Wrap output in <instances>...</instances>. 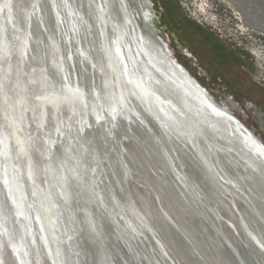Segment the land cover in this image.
Listing matches in <instances>:
<instances>
[{
  "label": "water",
  "instance_id": "water-1",
  "mask_svg": "<svg viewBox=\"0 0 264 264\" xmlns=\"http://www.w3.org/2000/svg\"><path fill=\"white\" fill-rule=\"evenodd\" d=\"M6 2L8 0H0V5ZM12 2L15 3V0ZM56 2L59 4L60 0ZM95 2L110 5L103 16L105 23L100 25L94 20H89V24L93 25L91 30L85 33L84 28L80 27L78 36L68 30L70 23L67 19L64 24L55 26L54 14L50 13L54 31L47 27V30L53 33L50 40L59 44L60 54L65 57V69L70 72L71 79L79 82L81 86L93 81L97 85L99 82L100 87L97 91H100L105 73L108 78L114 79L112 68L108 67V56L102 49L107 48L111 51L115 60L113 67H116L118 74L119 57L115 53V48L119 47L129 66L131 61L137 62L140 68L139 74L144 79H147L143 72L146 68L152 77L164 83L168 88V92L164 95L171 100L175 108L198 123L202 136L195 137V146L178 138H164L163 146H158L153 137L160 139L159 123L146 111L148 105L141 100L139 101L142 109L134 105L131 107L133 111L141 114L144 123H139L135 117L131 122L117 118L111 137L106 134L108 125L103 122L97 123L92 115L87 119L100 131H93L91 127L82 133L78 132L79 116L73 115L67 105L62 104L59 112H56L51 104L45 105L42 118L39 112L30 111L23 124H17V136L21 141L19 145L11 137V129L0 131L2 135L0 138L2 141L0 143V264H7V261L10 264H56L57 250L58 264H180L166 240L135 208L131 186H136L137 181H134L133 176L137 178L139 176L144 182L142 186L149 189L150 201L154 203L155 197L158 198L154 188L155 183L153 186L143 169H140L142 163L146 164V171L150 176L153 174L154 178H160L163 182L162 188L172 190L178 201L182 199L184 203H191L190 210L194 212L193 215L199 214L200 219L216 235L220 243L219 248L228 264H264V247H261L264 245V175L260 171L262 167L260 160L264 157L258 156L246 137H252L262 148L264 142L235 115L233 110L220 103L178 62L168 43L160 35V28L156 23L157 13L152 8L150 0H123V9L122 0H95ZM16 3L27 2L16 0ZM39 3L41 4L40 0ZM68 3L79 6L87 3V0H68ZM4 11L7 12V9ZM4 11L0 12V26L10 32L11 26L5 27L2 19ZM16 11L20 13L18 9ZM125 12L128 23L124 21ZM61 15L66 16V13L61 10ZM45 18L46 12L44 22ZM43 26L44 23L36 25L37 32L33 40L41 42L42 35L50 34ZM25 28L28 26L26 25ZM101 31L104 33L103 36L100 34ZM30 33L31 28L23 32L24 36H29ZM77 39L80 40L79 44L76 43ZM77 48L89 50V54L93 56L92 63L97 61L103 63L104 72L99 68L93 69L86 60L81 62L82 58L76 52ZM47 51L45 60L41 62L42 65L40 59L34 60L35 63L28 64L25 71H29L30 67H43L47 75L52 77L51 79L58 80L59 77L55 74L51 56ZM69 53L72 55L71 61L66 58ZM150 59L151 63H149ZM169 61L171 67L176 69L175 76L172 75ZM70 65L73 67L70 68ZM156 68L171 79L162 76ZM185 80L196 85L204 97L234 120L217 116L202 105L201 98L183 82ZM127 87L131 88L132 85ZM151 87L153 90L159 89L154 83ZM164 107L175 114L168 105ZM201 109L202 112L198 115ZM153 111H156V107H153ZM158 115L166 119L163 113ZM56 119L65 122L61 125L64 135L55 132L53 124ZM237 128L240 131H237ZM139 131L143 132L142 138L138 136ZM125 138L133 141L136 148L148 156L146 158L136 151L141 164L128 150ZM49 139L55 143L49 144ZM175 149L182 150L188 161L193 166L195 164L198 166L199 177L204 178L208 185L207 194L195 184L194 180L191 181L193 169L189 171L185 169ZM220 154L227 158L226 162L220 161ZM77 159L86 172V181L97 179L107 210L101 208L91 191L77 183ZM96 159L101 161L103 176H100L99 169L96 173L92 171L97 168ZM29 161L31 178H29ZM232 161L240 166L241 175L235 176L227 167V163L231 164ZM42 190L51 194V223H46L41 218V210L36 202L40 199L39 193ZM34 191L37 192L36 196H33ZM61 193L66 194L68 198L65 199V196L60 195ZM215 193L231 203L237 217L236 223L211 204L210 200ZM113 195L119 203V216L113 208L111 199ZM239 203L244 206L243 211H246L251 222L244 218L243 211L238 207ZM257 203L262 205V209ZM159 210L169 225L170 237L178 252L184 256L183 259H190L194 264H209L208 260L199 255L191 238L176 225L169 212L161 206ZM89 216L96 226V239L92 236L93 230L86 222ZM109 217H113L116 227L109 224ZM250 224L254 229L250 228ZM258 226L261 228L260 231ZM225 227L233 229V240L226 235ZM198 235L205 242L204 234L199 231ZM6 250L11 252L8 260L5 258ZM183 263L186 264V260Z\"/></svg>",
  "mask_w": 264,
  "mask_h": 264
},
{
  "label": "snow or ice",
  "instance_id": "snow-or-ice-1",
  "mask_svg": "<svg viewBox=\"0 0 264 264\" xmlns=\"http://www.w3.org/2000/svg\"><path fill=\"white\" fill-rule=\"evenodd\" d=\"M110 5L107 3H96L95 0H87V3L82 5H76L75 3L69 4L68 0H60L58 4L56 0H49L48 9L50 13L54 14V25L60 26L65 23L67 19L70 23L69 31L76 34L80 33V27H83L85 33L89 32L93 27L89 24V20H94L100 25L105 23L103 16L106 9ZM16 8L21 14V25H27L28 28L23 29L27 32L31 27V21L33 15H35L38 23H44L45 9L39 3V0L35 3H18L14 4L12 0L0 5V12L7 9V22L11 25V31L0 27V131L4 129H11L10 135L16 140L19 145L21 141L17 136V124H23L26 115L31 111L32 113L39 112L41 118L44 115L45 105L51 104L56 112H59L61 105H67L73 115H78V129L77 131L82 133L85 129L91 128L92 125L89 123L87 117L92 115L95 117L97 123L103 122L108 125L106 129L107 136H113V130L116 127L117 118L126 119L131 122L132 118L139 123H144V119L141 117L139 112L133 111L130 101L139 99L143 101L148 107L146 111L152 115L159 123L160 139L155 136L153 139L156 141L158 146H163L164 138L173 139L178 138L187 141L195 146V137L202 136V130L200 129L197 122L192 118L188 117L180 109L175 108L171 100L168 99L164 94L168 92V88L164 85L161 80H157L147 72L144 68L143 72L147 76L144 79L140 74V68L136 61H131V66L125 62L124 55L121 54L119 47L115 48V53L119 57V73L116 74L117 69L113 67L115 60L112 57L111 51L107 48L102 49L108 56L109 64L108 67L112 68L114 79L108 78L105 73L103 87L100 91H97L96 86L93 82L88 85L81 86L79 82L71 79V74L65 69V57L60 54V46L57 42L52 41L51 44V64L55 69V74L59 77L58 80L51 79L46 69L43 67L32 68L29 71H25L22 67L24 63H30L32 59H39V56L29 57V44L27 36L20 34L22 29L17 28L16 22L13 20V9ZM31 9V11H29ZM83 9V14H81ZM123 9V0H122ZM61 10L66 13V16L61 15ZM88 17V19H85ZM125 23H128L127 13L124 16ZM47 31V29H45ZM100 31V29H98ZM102 36L104 33L101 31ZM51 39V37H49ZM76 43L79 44L80 40L77 39ZM163 46H161L162 48ZM159 51V50H158ZM76 52L79 57L88 61L93 69L99 68L101 72H104L105 65L99 61L92 63L93 56L89 54V50L77 48ZM67 60H72V55H67ZM131 60V56H129ZM151 63V59L149 60ZM170 64V61L168 62ZM7 65V68H5ZM73 67L72 65L69 66ZM153 67L156 66L153 64ZM172 75H176V69L171 67ZM157 72H160L162 76L167 79V74L161 72L159 68H156ZM27 82V87H25ZM184 83L188 84V87L201 98V103L207 109L211 110L212 113L217 116L226 117L229 120H234L233 117L228 116L227 113L221 111L213 103H211L196 85L185 80ZM159 86L158 91L153 90L151 84ZM119 85V87H118ZM132 85L131 88L127 87ZM87 89V90H86ZM159 92V94H158ZM164 105H168L172 111H167ZM153 107H156V111H153ZM202 112V109L198 111V115ZM158 113H163L166 119H162ZM65 122L62 119H56L53 128L58 135H64V131L61 125ZM70 131V126H69ZM237 131H240L237 128ZM251 142L252 147L255 149L259 157H264V148L259 147L252 137H246ZM2 143V141H0ZM49 144H54L55 141L49 139ZM118 143V142H117ZM167 154L165 150V155ZM97 165L96 169H93V173L99 169L100 176H103V169L101 167V161L95 160ZM123 164V161H121ZM76 181L82 187L85 188L95 196L97 202L101 208L107 210V205L104 202L103 196L99 190V184L97 179L92 178L86 181V172L83 169L80 160H76ZM261 168L260 171L264 175V159L260 160ZM29 178H31V163L29 161ZM222 179V177H218ZM230 183V182H229ZM37 192H33V196H36ZM60 195H67L61 193ZM40 199L37 200V204L41 210V218L46 223H51V194L45 190L39 193ZM113 201V208L116 210V214L119 216V203L116 201L115 196L111 197ZM89 227L95 231V225L89 216L87 221ZM264 247V245H261ZM57 257L56 264H58L59 252H55Z\"/></svg>",
  "mask_w": 264,
  "mask_h": 264
},
{
  "label": "bare ground",
  "instance_id": "bare-ground-1",
  "mask_svg": "<svg viewBox=\"0 0 264 264\" xmlns=\"http://www.w3.org/2000/svg\"><path fill=\"white\" fill-rule=\"evenodd\" d=\"M35 1H37V0H25V2H27L29 4L35 3ZM40 2H41L42 6L46 12V18H45L44 26L46 27V29H47V27L48 28L50 27V30L52 32H54L53 26L51 23V19H50V16L52 17V15L50 14V11L48 9V0H40ZM14 4H17L16 0H15ZM5 18H7V12L6 11H4V13L2 15L4 26L5 27L11 26L10 24H8L7 20H5ZM13 20L16 22L17 28L22 29L20 34L23 37L24 36L23 29H25L26 25H23V26L21 25V23H20L21 14L16 11V8L13 9ZM37 24H38V22L36 21V17H35V15H33L32 21H31V27H30L31 33L29 36H27V35L26 36H27L28 44H29V57H35V55L37 54L36 56H39L40 63H41L43 60H45L44 56H45L47 50H48L47 51L48 55L51 56L50 53H51L52 49H51L50 42L52 40H50L49 37L52 38L53 33L52 32L50 33V31L47 30L50 34L49 35L44 34L45 36L42 35V37L40 38L41 42L40 41L37 42L35 39L33 40V36L37 32V27H36ZM41 31H43V29H41ZM43 47L45 49L44 51H43ZM34 60H37V59H32L30 61V63L31 62L33 63ZM30 63L22 64V67L24 68V70H25V67L28 66V64H30ZM40 65H42V63ZM49 72L50 71H48V73ZM97 83H98L97 85L95 84L96 89L100 87L99 82H97ZM102 86H103V84H102ZM130 104L134 105L135 107L137 106V108H139V109H142L139 99L131 100ZM93 126H94V123H92V127ZM92 130L93 131L94 130L100 131V129L98 127H96V128L93 127ZM158 134H160V132ZM138 136L140 138H142L143 132L139 131ZM1 137H2V135L0 134V138ZM125 143H126L128 150L131 151V153L133 155H135V157L138 161H140L139 160L140 157H139L138 153H136V151H139L140 155L148 158V156L145 153L141 152L142 150H138L139 148L138 149L136 148L133 141L129 140L128 138H125ZM175 150L177 152V157L181 160L185 169L187 171H189L190 169L194 170V171L192 170V176L193 177H191V181L193 182V180H194L195 184H197L198 187L205 194H207L208 185L206 184V181L204 178L199 177L198 172L200 171V169L197 168L198 166L196 164L193 166L188 161L187 157L184 156V153L182 152V150H180V149H175ZM225 159H227V158H225L223 155L220 154V161L226 162ZM148 160H150V158ZM141 163L142 162L140 161V164ZM232 163L231 164L227 163V167L231 170V172L233 174H235V176L241 175V172H240L241 169H240V166L238 165V163H236L235 161L234 162L232 161ZM195 168H196V170H195ZM140 169H143L142 171L144 172V174L146 176H148L149 180H151V182L153 183V186L155 183L154 188L156 189V194H157L158 198L155 197L154 203L152 200L150 201L149 195L151 194V192H149V189L146 188V186H142L144 182L142 181V179L139 176H138V178H137V176H133L134 181H137L136 186H134V185L131 186L132 187L131 195H132V198H133L135 206H136L135 208L137 209L139 214L146 220V222L148 224H150L154 229H156L158 234L166 240V243L168 244L169 248L172 250V252L178 258L179 263L184 264L183 261L186 260V262H187L186 264H194V262H192L190 259H183L184 256L181 253H179L178 248L175 247V243L172 240V238L170 237L169 228H168L169 225L165 221V219L163 218V215L161 214V212L159 210L160 206L164 210L169 212V214L171 215V217L174 220V222L176 223V225L179 228H181L182 231L189 238H191V240L193 241V243L197 247V251H198L199 255L203 259L208 260L209 264H228V261L226 260L225 255L222 253V251L219 248L220 243L218 242L216 235L212 232V230L210 231V229L205 225L204 221L202 219H200V217L198 216L199 214L193 215L194 212H192L190 210L191 209L190 207L192 206L191 203H189V204L184 203L182 199H181V201H178L175 193H173L172 190L167 189V188L166 189L162 188L161 184H163V182L160 181V178H154L153 174H151V176L149 175V173L146 171L147 169H146L145 163H142L140 165ZM153 170H155V168H153ZM180 198H182L181 195H180ZM206 198H207V195H206ZM211 199L212 200H210V202L213 206H215L219 211L223 212V214H225V216H227L228 219H230L234 223H236L237 217H236V214L234 213L232 206H231V203L229 201H226L222 197H219V195L217 193H215ZM150 203H153V204H150ZM257 206L260 209H262V205H260L259 203H257ZM238 207L242 211H243V209L245 210L244 206L242 207V204H240V203L238 204ZM243 214H244V218L251 222L246 211H243ZM109 218H110L109 224L116 227L117 224H116L115 220L112 219L113 217L112 218L109 217ZM235 226H238V225H235ZM250 228L254 229V227L251 224H250ZM257 228L259 231L261 230L260 226H258ZM224 229H225L226 235L231 240H233V235H234L233 229L229 228V227H225ZM199 231L202 232V234H204L205 242L202 240L201 236L198 235ZM91 232H92V236L96 239V237H97L96 231H94L95 233L93 231H91ZM93 233H94V235H93ZM10 254H11V252H9L8 250L5 251L6 260H8L7 258L10 256ZM7 264H10V262L7 261Z\"/></svg>",
  "mask_w": 264,
  "mask_h": 264
},
{
  "label": "rangeland",
  "instance_id": "rangeland-1",
  "mask_svg": "<svg viewBox=\"0 0 264 264\" xmlns=\"http://www.w3.org/2000/svg\"><path fill=\"white\" fill-rule=\"evenodd\" d=\"M152 1L155 3V10L159 15L161 10L157 3L158 1ZM173 9L169 7V13L163 14L162 19H157L156 23L158 28H160V35L168 43L174 57L183 67L189 69L190 71L191 69L188 68L190 66V59L177 49L173 34L175 33L179 38H181L184 47H189L188 45L190 44V41H192V37H195L199 42L205 39L206 35L201 33L199 29L205 28L193 19L189 18L181 6H178V9L176 8V12L174 11L175 9ZM188 22L194 23L195 26L197 25V27L190 29L191 33L184 30L185 25L188 24ZM164 24H167L169 29H164ZM205 30L208 31L207 29ZM233 52L235 53L236 60H238L242 65H240V67L239 65L237 66L238 70L240 69L239 74L244 75L245 73L249 77L252 84L250 87L241 86V83L236 76L228 75L223 78L227 84H230V88L232 90H227L225 88V84L218 81V78L216 77H213L211 80H207L206 77L197 76L195 70H191L190 73L198 82H200L201 85L207 88V90H209V92L220 103L233 110L235 115L264 142V87L253 80V75L256 69L253 61H251L250 58H244L237 51ZM223 73H225V71Z\"/></svg>",
  "mask_w": 264,
  "mask_h": 264
},
{
  "label": "built area",
  "instance_id": "built-area-1",
  "mask_svg": "<svg viewBox=\"0 0 264 264\" xmlns=\"http://www.w3.org/2000/svg\"><path fill=\"white\" fill-rule=\"evenodd\" d=\"M187 16L255 64L264 87V0H177Z\"/></svg>",
  "mask_w": 264,
  "mask_h": 264
},
{
  "label": "flooded vegetation",
  "instance_id": "flooded-vegetation-1",
  "mask_svg": "<svg viewBox=\"0 0 264 264\" xmlns=\"http://www.w3.org/2000/svg\"><path fill=\"white\" fill-rule=\"evenodd\" d=\"M150 1L152 3V8L155 10V3L152 0ZM157 1L161 12H159V15L156 10L155 12L157 13V18L159 20L162 19L163 14L169 13V7L172 9L174 7V11H176L178 6L180 7L177 0ZM163 26L164 29H169L167 24H164ZM194 27H197V25L195 26L194 23L188 22V24L185 25L184 30H186V32H190V29ZM199 29L201 33L206 35L205 39L199 42L195 37H192V41H190V44L188 45L189 47H184L181 38H179L175 33L173 34L177 49L190 59V66L188 68L192 71L195 70L197 76L206 77L207 80H211L213 77L218 78V81L225 84V88L227 90H232L230 88V84H227L223 78L228 75L236 76V78L240 81L241 86L250 87L252 84L249 77L245 73L244 75L239 74L240 69L238 70L237 66L239 65L240 67L241 64L235 58V53L233 52L235 50L224 44L210 31H206L202 28ZM186 70L191 75V70ZM224 71L225 73H223Z\"/></svg>",
  "mask_w": 264,
  "mask_h": 264
},
{
  "label": "trees",
  "instance_id": "trees-1",
  "mask_svg": "<svg viewBox=\"0 0 264 264\" xmlns=\"http://www.w3.org/2000/svg\"><path fill=\"white\" fill-rule=\"evenodd\" d=\"M177 9H178V7H177ZM176 12V11H175Z\"/></svg>",
  "mask_w": 264,
  "mask_h": 264
}]
</instances>
